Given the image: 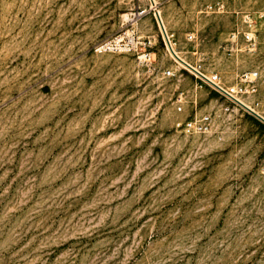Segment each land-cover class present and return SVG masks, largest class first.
I'll return each mask as SVG.
<instances>
[{"label": "rangeland", "instance_id": "1", "mask_svg": "<svg viewBox=\"0 0 264 264\" xmlns=\"http://www.w3.org/2000/svg\"><path fill=\"white\" fill-rule=\"evenodd\" d=\"M156 1L0 0V264H264V122L157 20L264 115V0Z\"/></svg>", "mask_w": 264, "mask_h": 264}, {"label": "built area", "instance_id": "2", "mask_svg": "<svg viewBox=\"0 0 264 264\" xmlns=\"http://www.w3.org/2000/svg\"><path fill=\"white\" fill-rule=\"evenodd\" d=\"M211 10L223 11L224 6L216 4L210 6ZM247 30L243 32V38L250 50H254L257 46L256 39V22L250 15L245 17ZM192 38V36H191ZM197 76L203 84L211 86L217 93L224 97L227 101L238 106L247 107L241 101L242 98L255 95L258 91L259 72L257 70L244 71L239 80L233 84H226L219 74L206 76L200 71L195 70ZM181 110V108H179ZM251 110V109H250ZM211 127V117L205 115L200 119L189 120L183 124V131L187 134H206Z\"/></svg>", "mask_w": 264, "mask_h": 264}, {"label": "bare ground", "instance_id": "3", "mask_svg": "<svg viewBox=\"0 0 264 264\" xmlns=\"http://www.w3.org/2000/svg\"><path fill=\"white\" fill-rule=\"evenodd\" d=\"M153 1V3H155V2H157L156 0H152ZM155 5V4H154ZM159 13V16H160V19H161V23H162V27L165 29V31H166V34H167V36H168V40H169V49H170V51H171V53L180 61V63H183V65L185 64L186 66H188V67H190L191 69H193V70H197V71H199L196 67H194L193 65H191L189 62H187L186 60H184L180 55H179V53L176 51V49H175V46H174V44H173V42H172V40H171V37H170V35H169V33L167 32V29H166V25H165V23H164V20H163V18H162V15H161V12L160 11H158ZM201 71V70H200ZM242 102H243V104L245 105V104H247V105H249L250 103L248 102V101H246V100H241ZM253 111V110H252ZM257 111H258V109H257ZM259 112V111H258ZM255 113H256V111H255ZM259 113H261V112H259ZM256 114H258V113H256ZM262 114V113H261ZM259 115V114H258ZM261 116V115H260ZM264 118V117H263Z\"/></svg>", "mask_w": 264, "mask_h": 264}, {"label": "water", "instance_id": "4", "mask_svg": "<svg viewBox=\"0 0 264 264\" xmlns=\"http://www.w3.org/2000/svg\"><path fill=\"white\" fill-rule=\"evenodd\" d=\"M157 20H158V22H159L160 28H161V30H162V32H163V35H164V37H165L167 43L169 44L168 36H167V34H166L165 29L162 27V23H161V19H160V16H159V15H158V17H157ZM247 110L250 111V112H252L256 117H258L260 120H262V121L264 122V118H263L262 116L256 114L254 111L250 110L249 108H247Z\"/></svg>", "mask_w": 264, "mask_h": 264}, {"label": "crops", "instance_id": "5", "mask_svg": "<svg viewBox=\"0 0 264 264\" xmlns=\"http://www.w3.org/2000/svg\"><path fill=\"white\" fill-rule=\"evenodd\" d=\"M245 106H246L247 108H249V109L253 110L254 112L256 111V113H258L259 115H261L262 117H264V115H263V114H261V113H259V112L257 111V109H255L254 107H252V105H251V104H249V105L245 104Z\"/></svg>", "mask_w": 264, "mask_h": 264}]
</instances>
